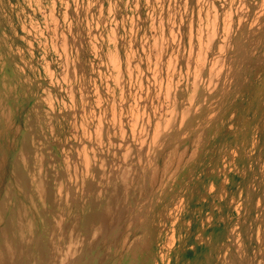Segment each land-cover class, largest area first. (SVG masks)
<instances>
[{"label": "rangeland", "instance_id": "374dc122", "mask_svg": "<svg viewBox=\"0 0 264 264\" xmlns=\"http://www.w3.org/2000/svg\"><path fill=\"white\" fill-rule=\"evenodd\" d=\"M0 56L83 264H264V0H0Z\"/></svg>", "mask_w": 264, "mask_h": 264}, {"label": "bare ground", "instance_id": "6f19581e", "mask_svg": "<svg viewBox=\"0 0 264 264\" xmlns=\"http://www.w3.org/2000/svg\"><path fill=\"white\" fill-rule=\"evenodd\" d=\"M13 97L12 82L0 78V188L10 191L16 197L9 209V219L6 216L0 221V264H83L85 256L78 249V244L82 243L74 233L79 229V217L65 225H59L61 220L56 218L60 219L63 214V198L59 197L57 203L53 195L48 176L51 160L41 145L38 148V143H32L30 148H22L15 142ZM77 202H67V210L88 209L91 211L90 216L93 215L95 208L91 203ZM106 215L100 214L98 218L113 223L111 214ZM92 234L95 235L94 230ZM135 246L136 243H132V248Z\"/></svg>", "mask_w": 264, "mask_h": 264}]
</instances>
